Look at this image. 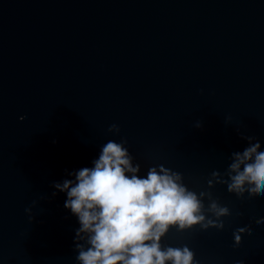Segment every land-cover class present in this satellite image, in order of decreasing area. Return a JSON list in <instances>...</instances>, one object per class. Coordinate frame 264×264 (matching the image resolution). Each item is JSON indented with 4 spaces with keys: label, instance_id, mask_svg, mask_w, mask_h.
Masks as SVG:
<instances>
[{
    "label": "water",
    "instance_id": "water-1",
    "mask_svg": "<svg viewBox=\"0 0 264 264\" xmlns=\"http://www.w3.org/2000/svg\"><path fill=\"white\" fill-rule=\"evenodd\" d=\"M241 133L264 150V0H0V264H79L54 183L124 139L139 175L164 165L232 212L164 246L264 264V196L207 183L248 146Z\"/></svg>",
    "mask_w": 264,
    "mask_h": 264
},
{
    "label": "clouds",
    "instance_id": "clouds-1",
    "mask_svg": "<svg viewBox=\"0 0 264 264\" xmlns=\"http://www.w3.org/2000/svg\"><path fill=\"white\" fill-rule=\"evenodd\" d=\"M201 126L196 123V127ZM108 131L118 134L120 128L112 124ZM241 136L249 142L248 146L231 154L224 174L213 171L214 179L207 181L208 186L227 185V190L240 199L245 198V193L248 198L264 196V150L260 142H253L256 137L243 133ZM126 144V139L109 140L102 145L92 167L70 173L74 179L54 183L67 195L64 206L78 217L79 264H199L187 245L164 246L162 238L173 227L178 231L196 226L223 230L222 218L231 216V210L211 191L190 190L182 173L164 165L152 166L146 175H139L141 165L134 163ZM256 223H264V217ZM250 231L251 225L236 229L234 246L241 244L242 233Z\"/></svg>",
    "mask_w": 264,
    "mask_h": 264
}]
</instances>
